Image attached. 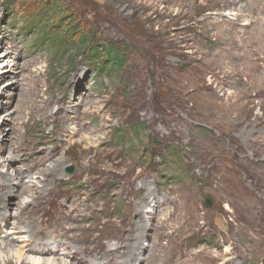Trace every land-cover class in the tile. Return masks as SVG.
I'll return each instance as SVG.
<instances>
[{
    "label": "rangeland",
    "instance_id": "1",
    "mask_svg": "<svg viewBox=\"0 0 264 264\" xmlns=\"http://www.w3.org/2000/svg\"><path fill=\"white\" fill-rule=\"evenodd\" d=\"M39 9L52 18L34 29ZM239 9L223 0H0V119L12 117L0 123V176L22 166L20 184L39 188L52 225L35 242L54 237L60 256L69 253L62 238L123 251L149 188L142 253L153 247L152 264H264V56L253 53L258 29L264 45V12ZM57 30L89 36L76 45ZM109 43L124 64L97 71L92 46ZM11 148L17 163L7 164ZM47 153L41 168L65 166L45 180L34 158ZM11 223L5 230L22 238ZM17 245L12 264L42 257H18ZM114 255L105 264H126Z\"/></svg>",
    "mask_w": 264,
    "mask_h": 264
},
{
    "label": "bare ground",
    "instance_id": "2",
    "mask_svg": "<svg viewBox=\"0 0 264 264\" xmlns=\"http://www.w3.org/2000/svg\"><path fill=\"white\" fill-rule=\"evenodd\" d=\"M223 3L228 4V5H234L235 3H237L238 6L240 7L238 12L246 10L248 8L250 10H254L255 12H258V11L260 13L264 12V0H247V1H245V0H223ZM256 20H257V18H256ZM261 31H262V29H258V31L256 32V34H257L256 37L258 38V44H259L260 48H259V50L253 49L254 50L253 53L258 54V52H259L260 54H262L264 56V53H263L264 45H262V43L259 41L262 37ZM263 33H264V31H263ZM255 42H257V41H255ZM7 64H8V61L6 62V65ZM6 70H7V68L2 69V71H6ZM15 83H16V81H15ZM2 88L5 89L7 87L5 85L4 86L2 85ZM10 114L11 113L8 112L5 116H1L0 123H2V126L6 127L7 126L6 121L8 119L10 121L12 120L11 119L12 117L10 116ZM9 130H10V128H9ZM3 132L5 133V135H7L6 134L7 133L6 128L3 129ZM1 133H2V131H1ZM0 142H2V139ZM5 142H7L6 139H4V143ZM12 146H14V145H12ZM11 149H12L11 150L12 153H11L10 158L7 157L5 159V161L7 160L6 161L7 164L17 163V162H14V160L17 159V155L13 153V148H11ZM53 150H55L54 147H53ZM51 157H52L51 153L50 154L47 153L44 156H42L41 158H38V159L34 158V165L37 169L36 173L43 174L42 175L43 179L48 177V175L49 176L51 174L54 175V173H56L59 168H62L61 169V171H62L64 166H65L64 164H62L63 166L60 167V165L56 162V164L53 163L52 165H47V166L45 165L44 167L41 168L42 162H44V160H47ZM21 167H19L17 169L13 167L12 171L14 173L11 172L10 174H8L6 172L3 176H0V177H2V181H0L1 182V185H0V226H1L0 227V259H1V257H3V259L5 260L4 264H12V261H10V258H11L10 255L12 253V250L15 249L14 247L16 246L17 242L22 243V241H24V245H22V246L17 245V247H16V251H18V254H17L18 257L21 255L20 250L24 251V253H27L28 251H30L31 254L33 252L35 255H42V257L37 256V257L33 258V257L26 256L24 259H21L20 264H30V263L31 264H74V263L75 264H83V263L84 264L85 263H88V264H105L106 262L113 260L114 254H116V257L114 255L115 259L119 258L120 259L119 262L126 263V264H140L141 260L142 261L145 260V262H146L145 264H148V262H150V260H151L150 264L153 263V259H152V253L153 252L150 251L153 248L152 246L150 247L149 252L147 254L142 253L144 246H145L144 236L148 235L147 232L150 229L152 224L146 222V219L144 217L145 216L144 210L141 209L143 206L145 208H146V206H151L150 203H152V201H154L153 198L150 199V197L154 195V192L152 190H150L148 188L147 196H144L142 198V200L139 202V205H137V207L135 206L136 208H135L134 216L136 217L135 218L136 222H135L134 226L136 227V229H135L136 231L133 232V234H132L133 237L131 238V241H129V242L127 240L124 241L125 240L124 239L125 234L122 237L120 244L116 241L117 245L119 244V247L122 248L123 251L121 250L120 252H117L118 250L116 251L115 249L111 248V249H109V251L95 252V251H93L94 249L92 248V245L90 243H88L87 246H85V245L80 246V244L76 243L74 240L73 241H65V239L62 238L59 241L60 246L64 247L65 249L70 248V249H72V251H70V249L69 250L68 249L62 250L64 252L66 251L65 252L66 254L68 252L69 253H68V255L60 256L58 254V249H57V247L59 245H56L58 243V241H56L54 239V237L53 238L50 237V239L46 240V242L44 241L45 243L43 245H41V243L39 241L40 239L37 240V242H35L36 237L48 235V230L46 231V228L51 226L52 223L48 222L47 218H44V216H43L44 210H43V206H42V200L40 199L41 194H39V192H40L39 188L29 189L25 185L26 183L20 184L19 181H22V180H20V175H19L22 172ZM31 177H33V176H31ZM32 184H34V183H32ZM38 190H39V192H38ZM27 193H28L29 197H31L30 199H27V197L25 196ZM7 194H11V196L7 197V199H6L5 196H7ZM56 196H58L57 192H56ZM18 197H20L21 199L18 200ZM3 198H5V199H3ZM37 199H40V201H38V203H37ZM33 203H35V205H37L34 209H32ZM154 206L156 207V203L154 204ZM11 208H14L15 212L12 213V211L10 210ZM155 211H157V209ZM71 212H72V210H71ZM10 215H13L12 220L9 219ZM38 219L40 221V224H41L40 227L41 228H38L37 226H35L36 221H38ZM10 222H12L14 225L17 226L15 228V230H17V231L11 230V232H13V233L17 232L18 234L21 235L22 238H19V237L14 238V236H10V234L8 233L10 231L5 230L6 225L10 224ZM42 227H44L45 229L43 230ZM155 230H156V233L153 236L154 245H155V243H158L160 241L159 239L163 235L161 232L157 231L158 230L157 228ZM2 233H4L3 236H2ZM24 234H28V238L23 239ZM57 236H60V234L58 233ZM75 240H77V238H75ZM181 240L178 243V246H180V247H181ZM30 242H32L31 245H30ZM74 242H75V244H73ZM116 243H115V245H116ZM146 249L147 248L145 246V250ZM154 250H157V249L154 248L153 251ZM150 252H152V253H150ZM75 257H77L79 259V261L71 262L69 260V259L75 258ZM206 257H208L207 253H202L201 259L206 258ZM206 262H208V261H206Z\"/></svg>",
    "mask_w": 264,
    "mask_h": 264
},
{
    "label": "trees",
    "instance_id": "3",
    "mask_svg": "<svg viewBox=\"0 0 264 264\" xmlns=\"http://www.w3.org/2000/svg\"><path fill=\"white\" fill-rule=\"evenodd\" d=\"M13 1V0H10ZM12 4V2H10ZM58 11V10H56ZM50 12H46L45 10L39 9L35 11L32 14V22L34 24H30V27L40 28L41 22L50 20L52 18ZM31 22V23H32ZM58 26V25H57ZM59 31L63 28L58 27ZM41 29V28H40ZM58 30L54 33L55 38H59L62 40L64 37H71L70 41L72 43H75L76 45H84L86 37L89 36L87 32H83L82 30H76L72 32L71 36H69V31L64 30L63 34H59ZM73 35V36H72ZM75 35L76 38L74 37ZM93 36V34H92ZM90 60H92L93 67L99 71L100 69H110V70H116L120 69L124 64V56L121 55L120 51L117 49V46H115L113 43H109L108 46L101 45V46H92L91 54H90ZM101 58V60H100ZM104 67V68H103Z\"/></svg>",
    "mask_w": 264,
    "mask_h": 264
},
{
    "label": "water",
    "instance_id": "4",
    "mask_svg": "<svg viewBox=\"0 0 264 264\" xmlns=\"http://www.w3.org/2000/svg\"><path fill=\"white\" fill-rule=\"evenodd\" d=\"M72 169H73L72 166H68V167L66 168V171L71 172ZM204 204H205V206H208V207L211 205V199H210L209 196H206V197H205V199H204Z\"/></svg>",
    "mask_w": 264,
    "mask_h": 264
}]
</instances>
